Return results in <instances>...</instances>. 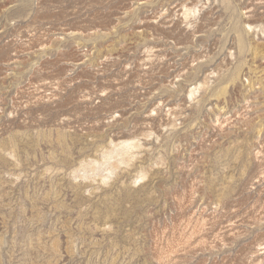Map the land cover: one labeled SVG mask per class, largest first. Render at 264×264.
<instances>
[{
    "label": "rangeland",
    "instance_id": "obj_1",
    "mask_svg": "<svg viewBox=\"0 0 264 264\" xmlns=\"http://www.w3.org/2000/svg\"><path fill=\"white\" fill-rule=\"evenodd\" d=\"M0 264H264V0H0Z\"/></svg>",
    "mask_w": 264,
    "mask_h": 264
},
{
    "label": "bare ground",
    "instance_id": "obj_2",
    "mask_svg": "<svg viewBox=\"0 0 264 264\" xmlns=\"http://www.w3.org/2000/svg\"><path fill=\"white\" fill-rule=\"evenodd\" d=\"M224 105V104H223Z\"/></svg>",
    "mask_w": 264,
    "mask_h": 264
}]
</instances>
